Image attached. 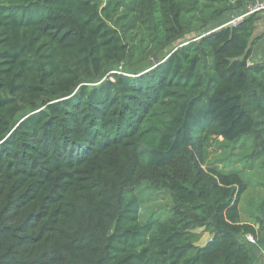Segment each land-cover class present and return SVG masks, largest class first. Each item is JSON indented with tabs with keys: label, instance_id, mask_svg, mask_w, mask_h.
I'll return each instance as SVG.
<instances>
[{
	"label": "trees",
	"instance_id": "1",
	"mask_svg": "<svg viewBox=\"0 0 264 264\" xmlns=\"http://www.w3.org/2000/svg\"><path fill=\"white\" fill-rule=\"evenodd\" d=\"M248 1L0 0V264L261 263L264 197L244 221L241 172L205 167L246 136L264 168L258 13L221 21Z\"/></svg>",
	"mask_w": 264,
	"mask_h": 264
},
{
	"label": "rangeland",
	"instance_id": "2",
	"mask_svg": "<svg viewBox=\"0 0 264 264\" xmlns=\"http://www.w3.org/2000/svg\"><path fill=\"white\" fill-rule=\"evenodd\" d=\"M241 0H233L236 4ZM246 5V4H245ZM245 8V6H244ZM223 23V22H222ZM256 35L264 32V23L258 24ZM264 35V34H263ZM149 62L135 65L137 70L148 68ZM254 139L243 136L236 141L229 142L222 137H213L212 142L207 148L205 167L218 166L224 170H239L243 178L248 182L246 192L243 194L240 207L241 217L244 221L255 222L259 215V205L264 197V168L262 167L263 158L253 157ZM141 198V216L143 220L148 218H164L171 207V198L166 193H159L147 185L139 188ZM211 238L210 234L205 233L200 244H205ZM261 264H264V255Z\"/></svg>",
	"mask_w": 264,
	"mask_h": 264
},
{
	"label": "crops",
	"instance_id": "3",
	"mask_svg": "<svg viewBox=\"0 0 264 264\" xmlns=\"http://www.w3.org/2000/svg\"><path fill=\"white\" fill-rule=\"evenodd\" d=\"M246 10V7H240L237 9H231L229 12H227L223 18L221 19V21L224 19L227 22H229L230 20H232L233 18L239 16L240 14H242L244 11ZM258 20H257V26L258 24H263L264 23V12L262 13H258L257 14ZM257 26H256V30L257 31ZM264 34V32L262 33ZM253 63H258V62H264V35L263 37L256 43V45L254 46V51H253V56H252V60ZM256 253L258 255H261V251L256 250ZM261 264V263H259Z\"/></svg>",
	"mask_w": 264,
	"mask_h": 264
},
{
	"label": "built area",
	"instance_id": "4",
	"mask_svg": "<svg viewBox=\"0 0 264 264\" xmlns=\"http://www.w3.org/2000/svg\"><path fill=\"white\" fill-rule=\"evenodd\" d=\"M262 12H264V0H250L246 3V10L239 16L233 18L232 20L224 24V26L227 24L236 25L239 22H241L245 17L249 16L250 14L262 13ZM248 239L251 241H254V238L252 235H249Z\"/></svg>",
	"mask_w": 264,
	"mask_h": 264
}]
</instances>
